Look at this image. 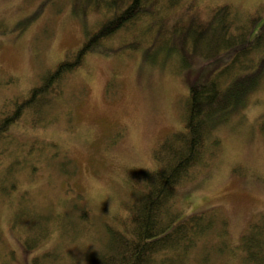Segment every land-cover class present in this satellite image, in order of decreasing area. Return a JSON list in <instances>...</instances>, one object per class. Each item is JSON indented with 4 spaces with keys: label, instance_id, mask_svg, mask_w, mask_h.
<instances>
[{
    "label": "rangeland",
    "instance_id": "obj_1",
    "mask_svg": "<svg viewBox=\"0 0 264 264\" xmlns=\"http://www.w3.org/2000/svg\"><path fill=\"white\" fill-rule=\"evenodd\" d=\"M226 2L256 17L253 35L264 27V0H183L169 20L196 10L205 16ZM73 7L72 0H0V108L39 84L102 17L97 12L81 16ZM145 22L110 37L108 52L88 54L62 81L43 122L33 124L25 115L5 132L0 141V264H89L92 251H104L108 227L123 228L131 212L134 172L142 180L139 171L155 166L154 148L184 126L190 85L207 82L229 61L189 59L170 49L166 31L153 45L155 52H146L155 27L143 33ZM125 44L131 45L122 48ZM219 117L211 138L221 145L206 156V166L191 168L178 185L175 208L179 220L222 213L227 236L213 229L194 248L183 246L187 249L179 258L186 264H199L203 255H210L208 264H242L241 239L264 215V74L246 104ZM104 192L110 193L108 199L93 198ZM30 212L47 213L52 227L32 247L26 241L35 232L25 228L23 234L22 222L31 226L44 219ZM17 215L22 222L14 221ZM223 240L222 250L209 245ZM165 254L177 255V250Z\"/></svg>",
    "mask_w": 264,
    "mask_h": 264
},
{
    "label": "trees",
    "instance_id": "obj_2",
    "mask_svg": "<svg viewBox=\"0 0 264 264\" xmlns=\"http://www.w3.org/2000/svg\"><path fill=\"white\" fill-rule=\"evenodd\" d=\"M181 1L72 0L75 12L81 16L97 12L102 17L93 27L86 28L82 44L46 72L39 84L31 87L25 95L16 96L12 106L0 108V141L6 137L5 132L25 115L31 117L33 124L43 122L44 111L62 91V81L82 66L88 53L108 52L112 47L107 43L110 37L142 20L146 21L144 27L145 24L148 26L143 33L155 27L154 41L146 52H155L153 45L157 46L158 38L166 31L170 49H178L179 54L189 59L200 58L201 62L220 57L229 59L210 80L190 85L184 126L167 134L154 148L155 166L139 171L142 180L134 172L131 184L134 201L131 212L122 221L125 226L108 227L105 250L92 251L88 255L89 264H186L179 258L187 249L183 246L194 248L211 235L213 229L218 230L220 237L227 236L228 221L220 212L194 213L179 220L180 212L175 208L176 190L189 176L191 168L206 166V156L219 149V139L211 136L213 124L221 121L220 112L246 104L250 92L259 87L264 74V54H260L264 53V27H259L253 35L256 17L244 14L228 2L212 6L205 16L196 10L185 18L169 20ZM209 36V45L204 46ZM179 38L180 43L177 42ZM253 53L255 55L251 57ZM260 128L264 134V122ZM30 215L42 217L44 222L29 226L26 221H20L18 215L14 221L26 224L21 229L23 234L25 228L35 232L26 241L32 247L33 241L47 237L52 227L46 222L47 213L30 212ZM250 224L241 239V247L246 253L242 264H264V215ZM224 241L209 245L222 250ZM168 249H176L177 255H162ZM43 256L45 259L51 255ZM200 259L199 264H208L210 255H203ZM46 262L44 260L43 264Z\"/></svg>",
    "mask_w": 264,
    "mask_h": 264
},
{
    "label": "clouds",
    "instance_id": "obj_3",
    "mask_svg": "<svg viewBox=\"0 0 264 264\" xmlns=\"http://www.w3.org/2000/svg\"><path fill=\"white\" fill-rule=\"evenodd\" d=\"M90 195H92V193H90ZM102 195L104 197V199H108L110 196V193L104 192V193H96L95 196H93V198L95 199L96 196ZM98 202H102V201H98Z\"/></svg>",
    "mask_w": 264,
    "mask_h": 264
},
{
    "label": "bare ground",
    "instance_id": "obj_4",
    "mask_svg": "<svg viewBox=\"0 0 264 264\" xmlns=\"http://www.w3.org/2000/svg\"><path fill=\"white\" fill-rule=\"evenodd\" d=\"M122 48H127V45H126V44L123 45ZM98 51H99V50H98ZM98 51H95V52H98ZM88 54H90V53H88Z\"/></svg>",
    "mask_w": 264,
    "mask_h": 264
}]
</instances>
